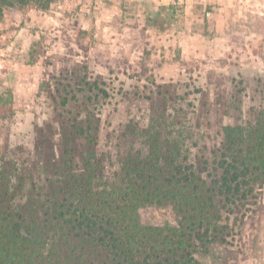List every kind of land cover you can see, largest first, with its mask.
I'll return each instance as SVG.
<instances>
[{
	"label": "trees",
	"instance_id": "1",
	"mask_svg": "<svg viewBox=\"0 0 264 264\" xmlns=\"http://www.w3.org/2000/svg\"><path fill=\"white\" fill-rule=\"evenodd\" d=\"M60 1L0 0V19L6 9L46 11ZM41 87L52 116L35 126L33 150L0 152V264L234 263L236 237L264 188V108L221 124L218 144L200 154L185 142L191 127L167 107L155 123L129 121L107 173L108 155L97 151L105 81L76 62ZM11 97L0 95V118L12 112ZM145 208H169L174 221L146 223Z\"/></svg>",
	"mask_w": 264,
	"mask_h": 264
},
{
	"label": "rangeland",
	"instance_id": "2",
	"mask_svg": "<svg viewBox=\"0 0 264 264\" xmlns=\"http://www.w3.org/2000/svg\"><path fill=\"white\" fill-rule=\"evenodd\" d=\"M76 62L110 88L97 145L107 173L117 166L124 125L155 123L164 107L191 127L185 142L200 154L218 144L221 124L264 108V0H61L46 11L6 9L0 95L10 89L12 112L0 118V152L33 150L35 126L52 116L41 85ZM255 208L236 237L233 264H264V188ZM140 215L174 221L169 208Z\"/></svg>",
	"mask_w": 264,
	"mask_h": 264
}]
</instances>
